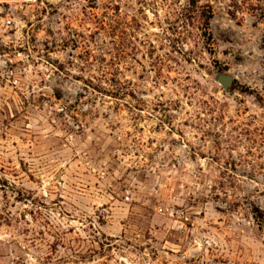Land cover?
<instances>
[{"label":"rangeland","instance_id":"374dc122","mask_svg":"<svg viewBox=\"0 0 264 264\" xmlns=\"http://www.w3.org/2000/svg\"><path fill=\"white\" fill-rule=\"evenodd\" d=\"M0 264H264V0H0Z\"/></svg>","mask_w":264,"mask_h":264},{"label":"water","instance_id":"95a60500","mask_svg":"<svg viewBox=\"0 0 264 264\" xmlns=\"http://www.w3.org/2000/svg\"><path fill=\"white\" fill-rule=\"evenodd\" d=\"M232 80L233 77L228 74H218L215 76V81L218 82L225 91L228 90Z\"/></svg>","mask_w":264,"mask_h":264}]
</instances>
